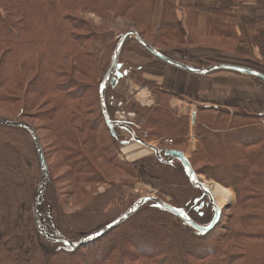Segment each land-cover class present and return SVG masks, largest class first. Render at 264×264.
Returning a JSON list of instances; mask_svg holds the SVG:
<instances>
[{
  "label": "trees",
  "instance_id": "trees-1",
  "mask_svg": "<svg viewBox=\"0 0 264 264\" xmlns=\"http://www.w3.org/2000/svg\"><path fill=\"white\" fill-rule=\"evenodd\" d=\"M152 1L0 0V108L12 116L0 115V119L26 123L37 132L26 117L47 108L37 114L45 112L65 169L58 175L64 176L58 188L38 137L50 179L37 200L36 216L41 229L58 239L53 240L35 227L33 201L43 173L33 136L27 129L0 125V264H264V128L255 127L264 115L238 111L230 115L211 106H197L198 144L189 162L197 175L233 188L240 196L234 206L237 214L225 226L220 221L215 230L199 234L153 201H146L115 229L78 249L60 241L76 245L114 222L138 200L128 189L135 182L157 189L160 199L170 197L171 206L199 225L206 226L213 218L208 197L189 184L179 163L165 165L156 158H142L130 165L119 158L116 150L125 140L120 129L112 135L106 128L99 91L112 68L114 51L128 32L137 33L151 49L180 63L173 58L175 49H203L246 59L250 52L246 40L230 27L214 25L200 41L191 29L189 2L181 9L176 0H163L160 30L151 34ZM183 10L189 19L181 32L178 16H183ZM87 14L106 23L119 20L123 26L115 22V28L105 24L96 28L82 17ZM261 22L264 18L247 28ZM228 37L231 40L226 41ZM132 40L136 41L127 36L121 50ZM248 40L264 56V27L248 33ZM161 64L158 70L169 67ZM75 68L84 76L91 73L96 100L92 94L85 98L82 84L67 79ZM136 81L156 98V106L149 108L129 104V110L145 122L147 137L167 138L174 149L183 148L189 119L171 110L169 102L176 95L156 81L146 82L140 76ZM111 87L106 89V99ZM93 103L99 108L94 116L88 109ZM101 124L107 137L99 130ZM108 176L113 178L108 180ZM105 183H109L106 192L84 197V186Z\"/></svg>",
  "mask_w": 264,
  "mask_h": 264
},
{
  "label": "rangeland",
  "instance_id": "rangeland-1",
  "mask_svg": "<svg viewBox=\"0 0 264 264\" xmlns=\"http://www.w3.org/2000/svg\"><path fill=\"white\" fill-rule=\"evenodd\" d=\"M235 8L237 10H239V7L236 6ZM249 12L251 13L250 19H255L258 16L264 15V6L262 9L261 8L256 9V8L252 7L249 9ZM182 13H183L182 24L186 25L187 12L185 10H183ZM184 15H185V17H184ZM82 17L83 18L85 17L86 19L90 20L96 28L102 27L104 24L106 26H108L109 28H115L113 23L118 22L117 27H118V25H122V23H123L122 21H119V20L108 21V23H106V21L102 22L101 18H96L95 16L88 15V14L85 16L83 15ZM107 19H109V18H107ZM131 44H134L138 49L141 50V52L146 54L148 56L149 60L146 62H141L140 60H137L136 59L137 54H136V51L133 50V47H132V50H129V46ZM146 44H148V43L146 42ZM121 49H120L119 57H118V60L120 58V60H119L120 64L116 67V69H118V72H117V74H116V71L114 73V75L116 74L117 77L116 78L112 77V79L114 80V85L109 84L113 87H111V89L108 93L107 99H105V110L107 112V116L109 114L108 109H110V111L112 113L111 118L108 117V119L113 120L114 117H118V118L121 117V119L124 118L126 125L128 127H130L131 129H133L135 135L138 136L139 138L145 140L148 144L156 147L158 149V151L160 152L161 156H164V152L166 150H178V151L183 152L189 160L192 157L193 153L195 152V150L197 148V144H198L196 134H195L196 123H195V126L190 125L191 114L193 112L197 111L196 105H194L191 102H187V101L181 102V101H183V100H181L178 103L179 106H177L176 109H171L173 111V113L176 114L178 117L179 116H181V117L187 116L189 119V128L190 129H189L188 136H187V143L184 145L183 148L174 149L172 147L171 140L167 139V138H165V139L150 138L149 139L147 137L146 131L143 129L145 122L142 119H139L138 116L136 115V113L129 110V104L137 103L139 106L144 107V108L156 106V98H155L153 92L147 86L140 85L136 81V78L140 76L141 79L146 80V82L153 81V79L157 80V78H158L157 76L160 77V75L162 74V70H158L157 68L161 67L162 64H161V61L159 59L155 58L149 52L144 50L135 40L127 42L126 45L124 46L123 50H121ZM153 50H156L160 53V51L158 49H153ZM126 55H127V57H126ZM226 55H227V58L232 59L231 61H235L238 63L228 61V62H224L223 64L217 63L214 65H234V66L249 68V67L244 65L245 64L244 61H246V58H240V57H237V56L229 54V53H226ZM173 58H175V60L179 61V59H177L174 54H173ZM243 62H244V64H243ZM187 63L188 64H185V65L191 66L193 68H198L196 66L194 60H193V62L187 61ZM241 64H243V65H241ZM214 65H211V66H214ZM211 66H209V67H211ZM133 67H134V69H133ZM169 67H171V66H169ZM169 67H167V68H169ZM163 68H164V65H163ZM199 69H206V68H199ZM249 69L253 70L252 68H249ZM74 70H75V72H71L73 75H68L67 79L71 82L82 84L80 86L82 87V92H84L83 96L85 98H87L88 95L92 94L94 100H96L95 99V97H96V93H95L96 92V90H95L96 81H93V77H92L91 73L90 74L87 73L84 76V73L80 74L82 72H77L76 68ZM174 70L176 72L175 75L172 78H169V80L167 82V85L168 86L170 85L169 89H171V92H173L177 96L179 95L185 99H190V100L191 99H195V100L196 99H205L204 96H202L205 91H203V89L200 88V86H199L200 84L198 83V82H201L200 81L201 79H203L202 76L194 75V74H191L189 72H186V71H183V70H180L177 68ZM159 71H161V72H159ZM224 72H227L230 74H232V73L235 74V72L232 70L224 71ZM135 74L137 75V77L136 76L134 77ZM178 75H181L182 77L180 78ZM189 76L197 78L198 80L195 83L188 84V88H187L186 87V78H188ZM93 83H94V85L92 86L91 84H93ZM156 83L159 84L157 81H156ZM158 86L162 87V85H160V84ZM188 89L191 90L190 94L188 93ZM140 90L145 93V96L148 100H151L152 105L144 106L146 104L147 99L144 100L143 98L139 97ZM100 91H101V88H100ZM100 91H99V97H100ZM147 92H149V93H147ZM192 92H193V94H191ZM148 94H150V98H149ZM185 94H187L188 96H184ZM136 98H137V100H139V102L141 104L137 102ZM177 101H179V100H177ZM94 103L90 107H88V109H91L90 113H92L93 116L96 114L97 111H99L98 104H94ZM118 104L120 105V107H118ZM188 105H190V106L192 105L193 107L192 106L189 107ZM44 109H47V108L42 107L40 110H36L34 112V114L28 113V115L26 117L27 120H25V121L30 123L35 128V130L37 131V132H35V133H37L36 136H37V138L38 137L40 138V140L43 144V147H44L45 152H46V156L48 158V162H49L50 167L53 171L55 181L57 182V187L60 188V186H62L61 182H62L64 176H58V175H61L62 173L65 172V169L63 167L64 164L58 155L60 153L57 152L56 142L53 139L52 134L50 133L49 123L47 121H45L46 118H44L45 115H43L45 112L42 114L41 113L37 114L39 111L41 112ZM220 109L226 110L224 108H220ZM34 110L35 109H33L31 112H33ZM101 112H102V108H101ZM229 113H230V115H232V113L230 111H229ZM0 115L6 116V117H12V116H9L8 114H6L5 112H3L1 108H0ZM261 115H264V114H261ZM256 125L257 126H255V127L264 128V119L260 120V122L258 124L256 123ZM136 126L139 128H137ZM99 130H104L105 131L104 136L105 137L108 136L106 133V129L103 127L102 124L99 126ZM120 130H121L120 134L122 135V138L125 140L124 141L125 143L131 144V145L135 144V145L139 146V144L135 143L131 134H129L124 129H120ZM39 138H38V140H39ZM124 147H125V145L121 146L118 150H116V153L119 155V158L125 160L126 162L130 163V165H131L134 161L128 160L126 158L127 155H124L122 153ZM139 147L145 148L144 146H139ZM41 149H42V146H41ZM44 158H45V156H44ZM143 158H146V159L147 158H155V155L151 151L148 156L143 157ZM141 159L142 158L138 159V161ZM45 161H46V159H45ZM135 161H137V160H135ZM174 162H177V161H174ZM174 162H172L171 164H173ZM177 163H179V162H177ZM46 165H47V162H46ZM47 168H48V165H47ZM49 177H50V175H49V169H48V179H50ZM111 178H113V176H108V180H111ZM198 181L202 182V183L207 182L210 185L212 183L211 186H213V184H217V185L222 186L221 184L215 182L214 180L206 179L203 175H198ZM108 185H109V183L98 184V185L97 184L96 185L90 184V185L84 186V197L90 198L93 194H96V193L98 195H101L108 190ZM222 187H224V186H222ZM128 189L131 190V193L134 195V198L138 197V199H140L141 197L147 196V195H151V196L158 197V198L161 197L159 195V192L157 189L153 188L151 185H148V184L142 183V182H138V183L135 182V184L132 187L128 186ZM227 189H229L233 194V198L231 199L230 202L226 203L221 208L219 206H217L214 202L211 204V205H213V207H212L213 218L216 215L217 209L220 212L219 221L216 223L213 230L216 229V226H219L218 224H220V221H223L222 226H225L226 222L230 218L234 217L235 214H237L234 206H236V204H239L238 199H240V196L236 193V191L233 188H227ZM125 200L108 204L106 206V208L117 206L118 204H120L122 202L124 203ZM162 200L169 202L170 197L162 196ZM71 202L73 203V200L69 199L68 203H71ZM208 202L210 203L209 199H208ZM125 203H127V202H125ZM91 207L93 208V206H91ZM102 212H104L103 209H102ZM253 215H261V213L260 212H253ZM220 226H221V224H220ZM223 233H224V231H223ZM192 262L193 261H191V263ZM131 264H133V263H131Z\"/></svg>",
  "mask_w": 264,
  "mask_h": 264
},
{
  "label": "crops",
  "instance_id": "crops-1",
  "mask_svg": "<svg viewBox=\"0 0 264 264\" xmlns=\"http://www.w3.org/2000/svg\"><path fill=\"white\" fill-rule=\"evenodd\" d=\"M162 1L163 0L152 1L151 12L148 20V31L151 34L160 30L159 26L162 18ZM186 2L191 4V29L194 34L201 38L199 39L200 41L211 34L214 25L232 28L237 36H241L246 40V44L250 52L249 59H246V61H244L245 64L244 62L243 64L264 75V56L260 54L257 47L250 45L248 40V33L263 28L264 22L247 28L248 24L256 21L258 18H264V15H262L256 17L255 19H250L251 13L249 12V9L252 7L256 9H262L264 6V0H176L177 6L181 9H183V6ZM236 6L239 7V10L235 8ZM188 19L189 18L187 17V20ZM182 20V16H178V28L181 32L185 30ZM224 39L228 41L231 40V37ZM132 47L133 50L136 51L137 60H140L141 62H146L149 60L148 56L141 52V50L138 49L134 44L129 46V50H132ZM173 54L177 59L182 60L185 64H188L187 61L193 62L194 60L198 69L208 68L211 65L217 63L223 64L224 62L228 61L238 63L231 61V58H227L226 53L215 54L213 51H207L203 49L200 51H198V49H175ZM174 69L176 68H164L162 70L161 76L158 77L157 80L153 79V81H157L160 85H162L163 89L171 92V89H169L170 85L168 86L167 82L169 78H172L175 75L176 72ZM178 76L180 78L182 77L181 75ZM202 78L203 79L200 80L202 83H198L200 84V88L205 91L202 95L205 99H185L171 92L176 96L170 100V108L176 109L177 106H179L178 103L183 100L181 102H191L196 105V107L211 106L219 109L224 108L231 113L238 111L252 115L264 114V84L262 82L255 81L249 76L238 73L230 74L227 72H214V74L211 73L202 76ZM197 80V78L189 76L186 78V87L188 88V84L195 83ZM190 91L191 90L188 89L189 94ZM141 92L143 91L140 90V93ZM140 93L139 97L142 98ZM191 94H193V92ZM148 95L150 98V94ZM184 96L188 95L185 94ZM146 101L148 103H146L144 106L152 105L151 100L147 99ZM137 102L140 103L139 100H137ZM188 106L191 107L192 105ZM194 113L196 114L197 111L193 112L192 114Z\"/></svg>",
  "mask_w": 264,
  "mask_h": 264
},
{
  "label": "water",
  "instance_id": "water-1",
  "mask_svg": "<svg viewBox=\"0 0 264 264\" xmlns=\"http://www.w3.org/2000/svg\"><path fill=\"white\" fill-rule=\"evenodd\" d=\"M127 36L134 37L136 39L137 43L144 50L149 52L151 55H153L155 58L159 59L160 61H163L164 63H166L167 65H169L171 67L189 72V73L194 74V75L205 76V75L211 74V73L216 72V71L232 70V71L237 72V73L252 76V77L257 78L263 82H264V75L255 71V70H251L249 68H244V67H239V66H234V65H214V66H211V67L206 68V69L193 68L191 66H188V65H185L183 63L176 62V61L171 60L167 57H164L158 51L151 49L150 46L148 44H146V42L144 40H142L137 33H134V32H128L127 34L123 35L122 38L120 39L115 51H114L112 68L110 70L108 77L104 81L103 86L101 87V91H100V103H101V108H102V114H103L105 124H106L107 128L109 129L110 133L113 135L115 129H124L129 134H131L133 140L136 143H138L140 146H144L145 148H148L149 150H151L154 153L155 158L159 162H161L162 164L170 165L174 161L179 162L180 165L182 166L183 170H184L185 175L187 176V178L189 180L190 185L195 189H199L203 193L204 196L208 197L210 204H212L213 198H212L210 191L208 190V187L204 183L198 181V175L193 170L188 158L185 156V154L183 152L178 151V150H166L164 152V156H161L160 152L158 151V149L156 147L150 146L144 140H142L141 138L136 136L134 131L130 127H128L127 125H124V124L112 123L108 119L107 112L105 110V91H106V88L109 84L114 85V80L112 79V77L116 71V66H117V62H118L120 49H121L122 44H123V42ZM195 123H196V114L194 113L191 115V125L195 126ZM0 125L1 126H10V127H18V128L27 129L29 131V133L32 134L33 141H34V144H35L36 150H37V156L39 159V164H40V167H41L42 173H43L41 188L36 193V195L34 197V201H33V215H34V220H35V227L41 235L46 236L49 239L58 240L57 238H53V237L49 236L48 234H46L41 229L40 222L36 216L37 200L40 198L41 194L44 192V190L46 188V184L48 182V168H47L46 161H45V158H44L41 146H40V142L36 136L35 131L28 124L23 123V122H18V121H10V120L0 119ZM124 145H127V143H125ZM146 201H153L160 208H162L166 212L170 213L174 217L178 218L186 226H188L189 228H191L192 230H194L195 232H197L199 234H207V233L211 232L213 230V228L215 227L216 223L219 221L220 212L218 211V209L216 210V215L211 220V222L206 226H202V225L195 223L182 210L171 206L168 202H166V201H164L158 197L147 195V196H144V197H141L140 199H138L125 213H123L120 217H118L114 222H112L108 226L104 227L103 229L84 237L80 243H78L76 245H72V244H70V242H68L66 240L61 239L60 241L65 242V244L67 246L72 247V249H74V250L78 249L82 245H85V244L95 240L96 238L101 237V236L107 234L108 232H110L111 230L115 229L117 226L122 224L125 220L130 218V216H132L133 213ZM212 207H213V205H212Z\"/></svg>",
  "mask_w": 264,
  "mask_h": 264
},
{
  "label": "bare ground",
  "instance_id": "bare-ground-1",
  "mask_svg": "<svg viewBox=\"0 0 264 264\" xmlns=\"http://www.w3.org/2000/svg\"><path fill=\"white\" fill-rule=\"evenodd\" d=\"M140 95L142 96L144 100H146L144 92H141ZM146 103L148 102L146 101ZM122 153L124 155H127L126 158L128 160L135 161L140 158L148 156L150 153V150L148 148H140L139 146L135 144L134 145L127 144L123 148ZM205 183L204 184L208 187V190L210 191L212 195L213 202L220 208L223 207L226 203L230 202L231 199L233 198V194L229 189L222 187L220 185H217V184H213V186H211L212 183L211 185L208 184L207 182Z\"/></svg>",
  "mask_w": 264,
  "mask_h": 264
},
{
  "label": "built area",
  "instance_id": "built-area-1",
  "mask_svg": "<svg viewBox=\"0 0 264 264\" xmlns=\"http://www.w3.org/2000/svg\"><path fill=\"white\" fill-rule=\"evenodd\" d=\"M118 107H120L119 104H118ZM115 119L117 120L118 123H126L124 118L121 119V117H119V118H118V117H115ZM136 127H137V126H136ZM137 128H139V127H137Z\"/></svg>",
  "mask_w": 264,
  "mask_h": 264
},
{
  "label": "flooded vegetation",
  "instance_id": "flooded-vegetation-1",
  "mask_svg": "<svg viewBox=\"0 0 264 264\" xmlns=\"http://www.w3.org/2000/svg\"><path fill=\"white\" fill-rule=\"evenodd\" d=\"M152 91V90H151Z\"/></svg>",
  "mask_w": 264,
  "mask_h": 264
}]
</instances>
